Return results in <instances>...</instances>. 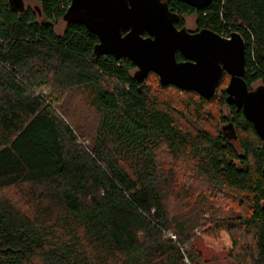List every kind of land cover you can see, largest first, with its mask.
<instances>
[{
    "label": "trees",
    "instance_id": "1",
    "mask_svg": "<svg viewBox=\"0 0 264 264\" xmlns=\"http://www.w3.org/2000/svg\"><path fill=\"white\" fill-rule=\"evenodd\" d=\"M31 1L39 10L0 0V264H206L197 225L228 233L237 264H264V143L227 106L226 87L206 100L157 79L153 88V73L139 83L130 60L94 55L99 40L84 26L58 33L71 0ZM164 1L178 29L196 15L197 31L240 33L245 81L264 86V0H214L200 11ZM173 91L201 124L216 103L238 139L187 126ZM80 94L82 104L70 101ZM229 204L241 214L219 218Z\"/></svg>",
    "mask_w": 264,
    "mask_h": 264
},
{
    "label": "water",
    "instance_id": "2",
    "mask_svg": "<svg viewBox=\"0 0 264 264\" xmlns=\"http://www.w3.org/2000/svg\"><path fill=\"white\" fill-rule=\"evenodd\" d=\"M197 11L214 0H178ZM11 8L24 11V0H9ZM179 15L164 0H71L63 21L80 24L97 36L96 57L130 60L142 83L151 73L163 87H176L212 100L223 75L230 77L225 89L227 106L243 112L264 143V86L249 89L245 76L246 42L234 32L223 37L210 29L190 32L178 29ZM178 53L183 61L177 58ZM225 116L230 110L223 108ZM228 141L238 134L233 123L222 127Z\"/></svg>",
    "mask_w": 264,
    "mask_h": 264
},
{
    "label": "rangeland",
    "instance_id": "3",
    "mask_svg": "<svg viewBox=\"0 0 264 264\" xmlns=\"http://www.w3.org/2000/svg\"><path fill=\"white\" fill-rule=\"evenodd\" d=\"M24 4L25 7H30V8H34V9H39L40 6L39 4L31 1V0H24ZM196 15L193 16H187L185 17V22H186V28L188 31L190 32H196ZM66 29V23L62 20L59 23L58 26V33H63ZM150 76V75H149ZM157 76V75H156ZM156 79L159 81L158 76L156 78L151 77V79L149 80V82L152 84L153 88L157 89L156 86ZM230 80V77H229ZM229 80H227L225 83H220L221 87L219 86L218 92L220 88L222 87H227L229 84ZM261 83H257L254 85V88L260 86ZM172 91V90H171ZM38 94L44 97H47L50 95V89L43 87L41 90L38 91ZM173 96V100H174V104L176 106V108L179 111H182L184 113V123L189 126L190 128H192V126L194 127H203V128H208L211 131H214L216 128H221L223 123L221 122V120L218 119L219 115H220V110L218 108V105L216 103L214 104H210L205 106V108L203 109V119L202 121L204 123H200L199 119L196 117V115H193L191 113H189V111L184 110V102L182 100H187V97L185 94H179L173 91V93L171 94ZM74 98L70 101H72L73 103L77 100L78 104H82L83 102V95L80 94L77 97L73 96ZM78 98V99H77ZM195 102H199L198 98H196ZM82 116V114H79L78 116V120L86 125L83 122L85 121V118L87 117H80ZM210 120H209V119ZM211 120H215L213 121V123H210ZM90 124V123H89ZM87 126V125H86ZM17 191H10V192H6L5 195L11 199L17 198L16 195H18L16 193ZM209 212L206 210L204 212V217H209ZM241 214V210L239 208H236L235 205H228L227 207L222 208V211L219 215V218H231L234 216H238ZM196 227L194 229L193 234L195 235L194 237V245L195 247L202 252L203 256H204V260L206 261V264H237L233 259H231L229 257L230 252H232V242L230 239V235L226 232H220L218 234H215L213 236H209L207 234V231L209 229L208 225L207 226H199ZM38 262V261H37ZM40 264V263H37Z\"/></svg>",
    "mask_w": 264,
    "mask_h": 264
},
{
    "label": "built area",
    "instance_id": "4",
    "mask_svg": "<svg viewBox=\"0 0 264 264\" xmlns=\"http://www.w3.org/2000/svg\"><path fill=\"white\" fill-rule=\"evenodd\" d=\"M172 237V239L176 240V237L173 235H170ZM186 263H189V261L186 259Z\"/></svg>",
    "mask_w": 264,
    "mask_h": 264
},
{
    "label": "flooded vegetation",
    "instance_id": "5",
    "mask_svg": "<svg viewBox=\"0 0 264 264\" xmlns=\"http://www.w3.org/2000/svg\"><path fill=\"white\" fill-rule=\"evenodd\" d=\"M37 10H39V9H37ZM196 32H197V29H196ZM225 74H226V73H225ZM225 74H224V75H225ZM224 75H223V77H224ZM227 75H228V74H227Z\"/></svg>",
    "mask_w": 264,
    "mask_h": 264
}]
</instances>
